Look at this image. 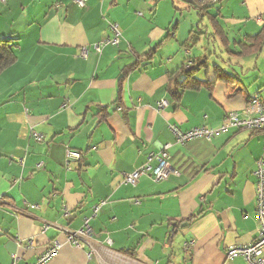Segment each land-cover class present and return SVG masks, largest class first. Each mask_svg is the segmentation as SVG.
<instances>
[{
	"label": "crops",
	"instance_id": "crops-1",
	"mask_svg": "<svg viewBox=\"0 0 264 264\" xmlns=\"http://www.w3.org/2000/svg\"><path fill=\"white\" fill-rule=\"evenodd\" d=\"M157 2L87 0L81 9L72 0H0V41L13 40L16 57L0 74V264L13 255L36 264L54 240L61 248L42 264H246L225 253L255 237L253 172L264 160V132L231 130L178 145L169 128L217 129L227 112L242 117L251 99L264 101V38L238 55L239 44L264 35V0H220L202 10L186 4L208 19L236 80L216 81L202 68L194 77L213 84L183 92L175 84L185 77L180 71L206 57L193 54L194 28L183 40L176 13L155 25ZM109 22L122 40L98 55L92 46L111 36ZM167 145L175 171L167 181L122 184ZM68 149L80 160L67 168ZM100 202L89 245L66 243L61 229H80Z\"/></svg>",
	"mask_w": 264,
	"mask_h": 264
},
{
	"label": "built area",
	"instance_id": "built-area-1",
	"mask_svg": "<svg viewBox=\"0 0 264 264\" xmlns=\"http://www.w3.org/2000/svg\"><path fill=\"white\" fill-rule=\"evenodd\" d=\"M7 0H1L5 3ZM199 4L208 3L215 4L220 0H194ZM72 3L79 8H85L87 0H72ZM108 30L110 37L103 39L95 43L92 48L96 54H101L102 49L107 46L116 47L121 43L122 36L119 26L116 22L108 23ZM87 51L82 49L81 57H86ZM166 106L165 102L158 104L159 109H163ZM242 117L238 112H227L223 118V121L217 129L196 128L187 132L180 131L176 126H170V131L174 137V142L178 145H184L191 141L203 140L210 142L214 136L220 134H226L231 130H247L251 132H264V101L259 98L251 99L241 111ZM31 137L37 143L43 142V136L31 131ZM169 145L165 146L158 154H150L147 157V162L143 166L137 168L130 174H124L122 176V184L135 187L140 178L149 177L153 183H161L168 180L169 176L175 174V171L170 166V156L168 154ZM80 160V154L73 150H66V162L65 166L72 161ZM16 162L23 166V159H16ZM154 163L152 166L151 163ZM255 178L256 189V222L257 229L254 239L247 245L232 246L229 247L225 253L226 260L233 261L236 258H242L246 264H264V160H258L256 162V168L253 172ZM135 205L139 204V201L134 200ZM105 202H100L92 210V216L83 218L82 226L76 231L69 229H61V233L65 237L66 243L74 248L81 249L84 245H89V241L93 236V232L89 226V222L92 218L96 217L100 208ZM27 206V204H26ZM31 209H37L36 206H29ZM45 229V227H44ZM27 245H32V240L27 241ZM61 248V244L58 240H54L50 247L46 250L45 254L40 257L38 263L42 264L54 257ZM184 250H187V244L184 245ZM18 255L11 256L10 264H18Z\"/></svg>",
	"mask_w": 264,
	"mask_h": 264
},
{
	"label": "rangeland",
	"instance_id": "rangeland-1",
	"mask_svg": "<svg viewBox=\"0 0 264 264\" xmlns=\"http://www.w3.org/2000/svg\"><path fill=\"white\" fill-rule=\"evenodd\" d=\"M157 1V5H159L160 9L157 19L154 21L156 22L155 25H167L169 13H176L178 18L180 17V35L183 40L187 39L189 31L192 28H194V38H200V41L192 50L193 54L199 51L207 58L209 75H213L214 65L220 66L226 72L230 71L226 63L228 58L220 53L218 44H215L206 17L199 18L192 9H187V5L180 0H173V2H171L172 0ZM263 57L264 56H262V59H264Z\"/></svg>",
	"mask_w": 264,
	"mask_h": 264
},
{
	"label": "trees",
	"instance_id": "trees-1",
	"mask_svg": "<svg viewBox=\"0 0 264 264\" xmlns=\"http://www.w3.org/2000/svg\"><path fill=\"white\" fill-rule=\"evenodd\" d=\"M194 2V6L200 10L205 9V7H207L209 4L208 3H203V4H199L197 2ZM214 29L216 30L217 34H220L218 36H222L221 31L219 30L218 26L216 23H214ZM257 38H261L263 40L264 35L262 32H260L257 37L248 39V43H251L250 45H244V44H239V53L238 55H245L247 53H249L251 50H256L259 47H257V45H255V40ZM222 43L225 45V47L227 48V43L226 40L224 39V37H222ZM15 48V45L13 43V40H2L0 41V74L8 67L12 66L15 62H16V57L14 54L13 49ZM154 52V50H151L150 52L146 53L145 55H143V57L147 58L148 56L152 55V53ZM142 57L138 58L134 64L126 67L123 71V75L122 78L120 79V81L123 79V77L125 76V74H127V72H129L130 70H133L135 67L138 66L139 61ZM199 68H195V69H191V68H184L180 71L181 74L185 75L184 79L181 82L175 81L176 86H178V88L180 89V92H183L184 90H198L202 87V85H206V84H213L210 82H203L200 81L198 79H196L194 77V75L197 72H200L201 69H205V72L208 68V62H207V58L199 61ZM213 73L216 77V81H224L226 83H230V82H234L236 79L231 76L230 74H228L225 70H223L220 66L218 65H214L213 66ZM179 95L180 94H175L174 98L179 99ZM118 99H119V95H118Z\"/></svg>",
	"mask_w": 264,
	"mask_h": 264
},
{
	"label": "water",
	"instance_id": "water-1",
	"mask_svg": "<svg viewBox=\"0 0 264 264\" xmlns=\"http://www.w3.org/2000/svg\"><path fill=\"white\" fill-rule=\"evenodd\" d=\"M180 1L187 4V5H191V6L194 5L193 0H180Z\"/></svg>",
	"mask_w": 264,
	"mask_h": 264
}]
</instances>
